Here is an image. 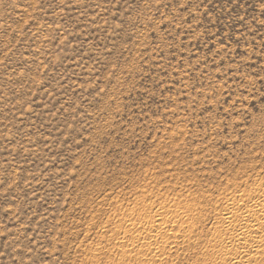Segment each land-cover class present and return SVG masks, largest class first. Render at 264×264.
Returning a JSON list of instances; mask_svg holds the SVG:
<instances>
[{
    "label": "rangeland",
    "instance_id": "obj_1",
    "mask_svg": "<svg viewBox=\"0 0 264 264\" xmlns=\"http://www.w3.org/2000/svg\"><path fill=\"white\" fill-rule=\"evenodd\" d=\"M263 195L264 0H0V264H233Z\"/></svg>",
    "mask_w": 264,
    "mask_h": 264
},
{
    "label": "bare ground",
    "instance_id": "obj_2",
    "mask_svg": "<svg viewBox=\"0 0 264 264\" xmlns=\"http://www.w3.org/2000/svg\"><path fill=\"white\" fill-rule=\"evenodd\" d=\"M253 202L254 204L252 203L247 208L245 214L242 216L245 222H242L241 219H239L241 217V214L239 215V212L238 214L236 213L237 211L234 212V209L236 210V208L232 209L231 207H227L228 212L226 215L228 220H226L227 221L226 223L228 224H226V228H228L227 230H229V233L233 236V240L235 239L241 243L244 242L245 244L244 248L243 249L241 248L242 249L240 250L241 252L239 251V253L236 255V260L232 262L233 264H245L248 261L247 260L248 256L256 255L264 249V239L261 238L262 236H264V213L262 214L256 211L258 209H262L260 207L264 206V195L259 197L256 201ZM262 210H264V208ZM252 222H256V223H252ZM155 226L160 227V223L159 224L157 223ZM257 235H260V239L255 238Z\"/></svg>",
    "mask_w": 264,
    "mask_h": 264
}]
</instances>
